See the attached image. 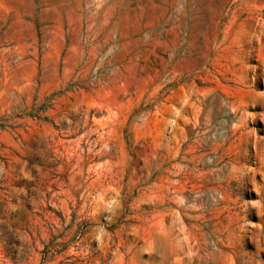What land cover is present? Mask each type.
I'll return each instance as SVG.
<instances>
[{"label": "rangeland", "instance_id": "obj_1", "mask_svg": "<svg viewBox=\"0 0 264 264\" xmlns=\"http://www.w3.org/2000/svg\"><path fill=\"white\" fill-rule=\"evenodd\" d=\"M0 264H264V0H0Z\"/></svg>", "mask_w": 264, "mask_h": 264}]
</instances>
